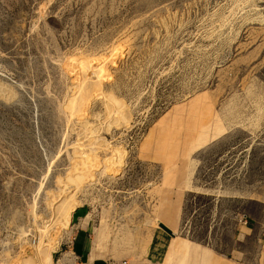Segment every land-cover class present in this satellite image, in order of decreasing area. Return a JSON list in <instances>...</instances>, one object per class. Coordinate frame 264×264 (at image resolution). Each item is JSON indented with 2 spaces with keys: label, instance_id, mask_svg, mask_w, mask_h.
<instances>
[{
  "label": "rangeland",
  "instance_id": "rangeland-1",
  "mask_svg": "<svg viewBox=\"0 0 264 264\" xmlns=\"http://www.w3.org/2000/svg\"><path fill=\"white\" fill-rule=\"evenodd\" d=\"M77 209L93 258L171 245L169 216L257 263L264 0H0V263L73 264Z\"/></svg>",
  "mask_w": 264,
  "mask_h": 264
},
{
  "label": "crops",
  "instance_id": "crops-1",
  "mask_svg": "<svg viewBox=\"0 0 264 264\" xmlns=\"http://www.w3.org/2000/svg\"><path fill=\"white\" fill-rule=\"evenodd\" d=\"M87 215L82 209L73 212L71 224L76 221L77 226L75 227L77 228L69 249L77 256L75 264H106L110 257L93 258L90 255L94 236H90L88 230L92 223L88 220L85 225L81 224V220ZM167 218L162 219L163 222L161 223L174 233L177 227V219L169 218V216ZM223 233L232 239L233 247L230 248L229 246L230 251L228 253L220 252L209 245L191 247L190 249L183 245L179 246L178 235L175 233L171 245L168 246L170 241L167 237H164L162 233H157L154 234L156 240L144 250L132 252L133 256L124 257L119 261H126L127 264H247V260L251 257V250L248 248L250 241L246 235V230H240L236 235L230 231ZM258 252L256 264H264V235ZM188 257L190 258L188 259Z\"/></svg>",
  "mask_w": 264,
  "mask_h": 264
},
{
  "label": "built area",
  "instance_id": "built-area-1",
  "mask_svg": "<svg viewBox=\"0 0 264 264\" xmlns=\"http://www.w3.org/2000/svg\"><path fill=\"white\" fill-rule=\"evenodd\" d=\"M243 220H241V222H242ZM244 224H246V221L244 220V222H243ZM1 243V242H0ZM2 250V247H1V244H0V251ZM68 254H70L69 256H70V258H72L73 259V261H74V263L77 261V256L74 254V253H72V251L70 252L69 250H68V252H67ZM62 257V256H61ZM61 259V258H60ZM60 262V260H58L57 261V263H59ZM73 263V264H74ZM0 264H2V263H0ZM65 264H72V263H65ZM106 264H127V262L126 261H116V260H112V259H109L107 262H106Z\"/></svg>",
  "mask_w": 264,
  "mask_h": 264
},
{
  "label": "bare ground",
  "instance_id": "bare-ground-1",
  "mask_svg": "<svg viewBox=\"0 0 264 264\" xmlns=\"http://www.w3.org/2000/svg\"><path fill=\"white\" fill-rule=\"evenodd\" d=\"M68 214V213H67ZM66 214V215H67ZM65 214H64V216H66ZM32 243H33V245H36V248H35V250L37 251L38 250V248L40 249V247L42 246V245H40V243L38 242V244H36V240H32ZM46 258V257H45ZM64 256H62V260H60V262L61 261H63L64 260ZM45 261L47 262L48 260L47 259H45ZM41 262H42V258H38V261L35 263V264H41Z\"/></svg>",
  "mask_w": 264,
  "mask_h": 264
},
{
  "label": "water",
  "instance_id": "water-1",
  "mask_svg": "<svg viewBox=\"0 0 264 264\" xmlns=\"http://www.w3.org/2000/svg\"><path fill=\"white\" fill-rule=\"evenodd\" d=\"M159 228L162 229L165 233H167L169 236L173 237L174 236V233L169 229L167 228L164 224L162 223H159Z\"/></svg>",
  "mask_w": 264,
  "mask_h": 264
}]
</instances>
